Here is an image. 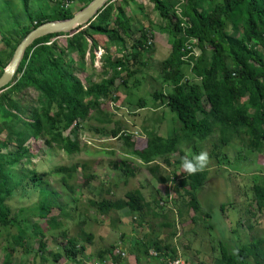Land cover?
Returning a JSON list of instances; mask_svg holds the SVG:
<instances>
[{
    "label": "trees",
    "instance_id": "16d2710c",
    "mask_svg": "<svg viewBox=\"0 0 264 264\" xmlns=\"http://www.w3.org/2000/svg\"><path fill=\"white\" fill-rule=\"evenodd\" d=\"M65 1L75 0H61L52 17L43 15L37 20L30 9V0H22L24 18L15 16L8 6L12 18L19 19L21 25L19 30L1 36L9 51L7 60H0V78L30 33L42 25L63 22L73 16L64 8ZM134 1L110 0L85 28L36 41L27 49L14 81L0 93V234L27 224L21 214L29 209L26 205L30 204H35L39 216L46 220L43 229L57 231L62 226L60 219L69 217L70 206L76 207L78 200L85 197L91 209L102 217L112 211H127L131 217L137 215L140 223L145 222L147 213L156 219L165 217L158 201L155 198L151 203L146 201L138 189L117 200L107 199L113 194L110 187L100 188L97 194L90 193L91 183L97 176L89 173L87 163L58 168L51 175L27 167L34 157L32 142H43L48 151L62 152L70 157L81 153L79 132L82 122L92 112H99L102 102L116 101L119 87L129 88L131 80L146 68L143 61L144 55L153 47L148 44L152 30L138 28L129 16L128 7ZM146 1L158 14L159 31L168 36L170 45L159 72L164 89L155 90L150 97L154 105L165 107L176 115L182 131L170 138H150L142 150H138L131 136L127 135L124 138L129 148L127 155L148 167L150 173H155L160 170L155 162L163 159L169 166L171 157L184 141L203 143L216 134L223 148L238 142L252 154L264 156V0ZM94 36L107 39V51L100 63L109 79L100 83L91 80L85 87L76 73L86 70L88 56L91 63L96 61L99 44ZM60 37L66 39L64 46L52 42ZM192 40L195 41L193 47L187 49ZM193 49L197 53L195 62L186 58ZM118 79L120 86L116 84ZM31 92L36 94V100L32 102ZM205 103L209 106L208 111ZM144 108L146 102L140 99L136 109ZM199 115L203 117L199 118ZM17 132L19 135H15ZM104 133L113 138L119 136L115 130ZM129 166L128 160L120 164L110 163V169L120 171L124 178L136 175ZM79 171L83 173V184L76 192L72 183ZM51 176L69 194L71 201L65 209L61 204L62 195L50 189ZM208 176V172L198 171L175 182L178 199L173 203L176 205L182 200L179 210L192 211L195 222L210 218L203 213L197 195L206 185ZM170 177L162 179V183H167ZM252 193L257 212L264 216V184L254 186ZM43 194L48 196L42 205L37 206ZM182 215L179 211L180 219ZM82 223L85 224L86 220ZM33 228L41 238L40 251L35 254L34 262L46 264L48 240L40 228ZM61 237L60 253L49 255L56 260L54 262L59 259L76 262L85 251L82 238L79 240L66 233ZM13 238L17 248L9 249L5 264H14L13 259L19 250H24L26 255L33 253L24 233ZM220 248L223 250L216 264H264V242H252L235 252L223 245ZM144 249L146 257L151 252L156 253V259L150 258L160 264L179 258L176 250L162 241L144 243ZM152 249L154 251H150ZM112 251L111 247L99 251L97 256L102 260L111 256ZM111 259L115 264H124L125 261L120 255L111 256Z\"/></svg>",
    "mask_w": 264,
    "mask_h": 264
},
{
    "label": "rangeland",
    "instance_id": "374dc122",
    "mask_svg": "<svg viewBox=\"0 0 264 264\" xmlns=\"http://www.w3.org/2000/svg\"><path fill=\"white\" fill-rule=\"evenodd\" d=\"M60 1L30 0L34 19H40L43 15L52 17L53 10ZM92 1L75 0L69 2L67 9L74 15ZM139 2L144 7V11L141 15H133L134 23L138 28L142 26L152 30L153 39L152 50L144 55L143 63L147 65L146 68L131 80L129 88L119 87L116 101L102 102L99 112H92L87 120L82 122V129L80 128L79 132L81 153L70 157L62 152L48 151L43 142H32L31 151L34 157L31 165L27 167L31 171L51 175L58 168L87 163L89 173L97 176V179L91 183L90 193L97 194L100 188L110 187L113 194L107 199L117 200L125 198L128 192L138 189L142 191L146 201L151 203L152 198L158 201L159 207L164 210L165 217L163 220L156 219L147 213L145 222L142 223L139 222L137 215L132 218L131 214L130 218L121 217L123 211L120 213L112 211L109 215L102 217L91 209L85 197L78 200L76 207L70 206L67 211L69 217H62L61 228L52 231L50 228L43 229L46 220L39 216V211L36 210V206L34 207L35 204L26 205L29 209L27 208L28 210L21 215L27 224L14 231L0 234V264L6 263L10 248H17L13 237H18L19 233L26 235L30 251L33 253L26 255L24 250H19L20 253L15 256L13 263L38 264L34 262V256L40 251L41 238H38L33 227L40 228L48 240L49 244L45 253L48 256L46 264H99L101 261L115 264L111 256L116 258L118 255L125 259L124 264H130V260L132 264H137V258L138 264H160L149 255L148 257L143 255L144 243L148 244L156 240L172 246L178 257L186 264H216L223 250L220 245L235 252L243 246H249L252 242H264V216L257 212L252 193L254 186L264 184V156L252 154L238 142L223 148L216 134L203 143L184 141L177 153L171 157L169 166L163 162V159L155 162L160 166V170L155 173H150L148 167L127 155L129 148L124 140L127 135L131 136L137 149L142 150L150 138L155 136L170 138L182 131L176 115L165 107L154 105L150 97L155 90L164 89L159 72L161 62L169 54L170 45L168 36L159 31V25H157L159 17L153 5L145 0ZM8 6L15 16L23 18L26 16L22 0H0V60L3 62L7 60L9 49L5 47L1 36H8L10 32L19 30L21 25L19 19L12 18V12L9 11ZM52 42L64 46L66 39L60 37ZM97 53L95 62L91 63L88 56L86 70L84 72L78 70L76 73L85 87L88 81L100 83L109 79L108 73H104L101 68L100 58L103 55L101 56L99 51ZM196 56H190L188 60L195 62ZM120 83L118 79L117 86H120ZM140 99L145 100L146 108L139 110L136 109V104ZM35 100L36 94L31 92L30 102ZM204 106L208 111V104L205 103ZM202 117L199 115V118ZM111 130L118 132L119 136L113 138L104 133H110ZM15 135H19V132ZM11 152L16 150L11 149ZM200 152L207 153L208 161L202 171L208 172L209 176L206 185L197 195L203 213L210 218L207 220L203 218V222L199 220L195 222L192 211L179 210L182 200L176 205L173 202L178 199L176 180L189 175L182 168L183 160ZM125 160H128L130 169L135 170V177L124 178L120 171L110 169V163L120 164ZM165 177H170V180L163 184L162 179ZM172 177L173 180H171ZM49 181L51 191L62 195L61 204L65 209L71 201L69 194L61 188L57 179L51 176ZM82 184L83 173L79 171L72 183L76 192ZM47 196L43 194L37 206L42 205ZM179 211L183 214L182 219L179 217ZM54 214L56 215L57 212ZM84 220H86L85 224L82 223ZM62 233L76 236L79 240L82 238L81 245L85 246V251L76 262H67L64 259L54 262L56 260L49 255L60 253ZM87 236L89 238L85 241ZM111 247L113 248L111 256L103 257L102 260L98 258L99 251ZM122 253L125 256H122ZM39 257L41 258V255Z\"/></svg>",
    "mask_w": 264,
    "mask_h": 264
},
{
    "label": "water",
    "instance_id": "95a60500",
    "mask_svg": "<svg viewBox=\"0 0 264 264\" xmlns=\"http://www.w3.org/2000/svg\"><path fill=\"white\" fill-rule=\"evenodd\" d=\"M110 0H93L87 7L74 14L70 19L63 22H52L34 30L27 38L19 45L14 57L0 78V93L8 87L15 79L19 66L24 58L28 48L36 41L53 35L71 34L74 30L85 28L98 15Z\"/></svg>",
    "mask_w": 264,
    "mask_h": 264
},
{
    "label": "crops",
    "instance_id": "0c3cea01",
    "mask_svg": "<svg viewBox=\"0 0 264 264\" xmlns=\"http://www.w3.org/2000/svg\"><path fill=\"white\" fill-rule=\"evenodd\" d=\"M140 0H135L133 3L130 4V6L128 7V13L130 14L129 16H131L133 18V15H136V14H139L141 15L144 11V7L142 6V4L139 2ZM142 1V0H141ZM146 1V0H145ZM144 2V0H143ZM148 2V1H146ZM159 21L157 22V25H159ZM142 27V26H141ZM140 27V28H141ZM95 39V41L98 42V50H102L104 51L103 54L105 53V51H107V46H108V42H107V39L105 37H102V36H94L93 37ZM111 51H114L115 48H110ZM97 52V51H96ZM95 52V53H96ZM97 54V53H96ZM121 217H124V218H130V214L127 213V211H123L121 213ZM132 218V217H131ZM131 220V219H130ZM131 258H133V256H131ZM135 261V259H134ZM184 262V261H183ZM126 263V261L124 262ZM130 264H132V261L130 260L129 262ZM185 264V262H184Z\"/></svg>",
    "mask_w": 264,
    "mask_h": 264
},
{
    "label": "clouds",
    "instance_id": "9594fccd",
    "mask_svg": "<svg viewBox=\"0 0 264 264\" xmlns=\"http://www.w3.org/2000/svg\"><path fill=\"white\" fill-rule=\"evenodd\" d=\"M208 161L207 153L200 152L193 155L191 158H186L182 162V168L186 173L194 174L198 171H202Z\"/></svg>",
    "mask_w": 264,
    "mask_h": 264
},
{
    "label": "built area",
    "instance_id": "2783aa9c",
    "mask_svg": "<svg viewBox=\"0 0 264 264\" xmlns=\"http://www.w3.org/2000/svg\"><path fill=\"white\" fill-rule=\"evenodd\" d=\"M113 1H116V0H113ZM63 6H64L65 9L68 8L69 7V2L65 1ZM152 43H153V40L150 39L149 42H148L149 46H151ZM194 43H195L194 40L190 41V43L188 44V48L187 49H191L193 47ZM98 51L100 52V55L102 56L104 51H102V50H98ZM196 55H197V53H196L195 49H193V52L190 53L186 58H189L190 56H196ZM118 254H120V253H118ZM121 255L125 256L124 253L121 254ZM150 256L153 257V258H157L158 257V255L156 253H153V252L150 253ZM166 263L167 264H184L183 260L180 257L178 259H175V260H167ZM99 264H111V263L101 261Z\"/></svg>",
    "mask_w": 264,
    "mask_h": 264
},
{
    "label": "bare ground",
    "instance_id": "6f19581e",
    "mask_svg": "<svg viewBox=\"0 0 264 264\" xmlns=\"http://www.w3.org/2000/svg\"><path fill=\"white\" fill-rule=\"evenodd\" d=\"M6 11H7V10H6ZM5 14H6V13H5ZM150 39H152V38H151V37H149L148 41H149ZM152 45H153V43H152ZM152 45H151V46H152ZM122 254H123V253H122ZM152 258H153V257H152ZM155 259H156V258H155Z\"/></svg>",
    "mask_w": 264,
    "mask_h": 264
}]
</instances>
